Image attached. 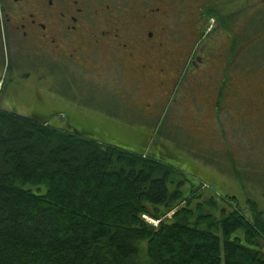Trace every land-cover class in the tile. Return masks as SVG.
<instances>
[{
  "label": "trees",
  "instance_id": "16d2710c",
  "mask_svg": "<svg viewBox=\"0 0 264 264\" xmlns=\"http://www.w3.org/2000/svg\"><path fill=\"white\" fill-rule=\"evenodd\" d=\"M48 119L0 110V264H142L143 243L146 264H264L257 202L215 218L174 166Z\"/></svg>",
  "mask_w": 264,
  "mask_h": 264
},
{
  "label": "rangeland",
  "instance_id": "374dc122",
  "mask_svg": "<svg viewBox=\"0 0 264 264\" xmlns=\"http://www.w3.org/2000/svg\"><path fill=\"white\" fill-rule=\"evenodd\" d=\"M203 1L173 0L171 22L179 29L178 42L186 44L190 39L194 45L178 79L153 112L136 111L133 102L121 99L116 94L122 86L120 80L98 85L85 79L67 83V90L58 82V67L52 70L24 62L6 34L0 36V110L30 118L48 117L51 125H71L107 145L146 150L177 169L172 188L182 182L186 199L192 198L191 188L195 187L193 209L213 200L216 204H205L204 211L215 218L236 207L253 218L250 201L264 212V0L223 3L235 2L227 14L232 17L236 11L240 45L231 52L228 35L221 29L211 30L215 14L205 11L198 20V5ZM194 26L204 31L198 34ZM231 53H236L230 71L234 79L226 89L222 108L214 110L213 87L226 73ZM182 56L185 58V52ZM126 99L135 98L128 95ZM175 213L169 212L164 219ZM142 218L155 227L161 222L151 214ZM261 218L264 221L263 213ZM146 248L143 243L142 264L148 262Z\"/></svg>",
  "mask_w": 264,
  "mask_h": 264
},
{
  "label": "flooded vegetation",
  "instance_id": "af4514ba",
  "mask_svg": "<svg viewBox=\"0 0 264 264\" xmlns=\"http://www.w3.org/2000/svg\"><path fill=\"white\" fill-rule=\"evenodd\" d=\"M210 1L198 5V20L205 11L215 14L211 30L221 29L230 38V52L236 50L240 45L236 11L232 17L227 14L235 2L224 6L226 0ZM172 5L173 0H0V36L11 39L24 62L58 67V82L67 90V83L85 79L98 85L120 80L116 94L121 99L133 102L136 111L153 112L178 79L194 45L190 39L178 42ZM193 29L198 34L204 31ZM228 57L226 73L213 87L214 110L222 108L234 79L230 71L236 53ZM198 60L203 65V59ZM128 95L135 101L126 99Z\"/></svg>",
  "mask_w": 264,
  "mask_h": 264
},
{
  "label": "crops",
  "instance_id": "0c3cea01",
  "mask_svg": "<svg viewBox=\"0 0 264 264\" xmlns=\"http://www.w3.org/2000/svg\"><path fill=\"white\" fill-rule=\"evenodd\" d=\"M80 131V130H79ZM80 132H87V131H80ZM141 152H147L146 150H141Z\"/></svg>",
  "mask_w": 264,
  "mask_h": 264
}]
</instances>
